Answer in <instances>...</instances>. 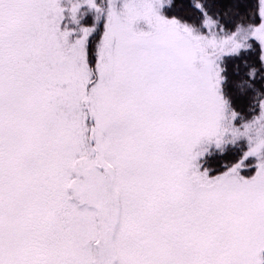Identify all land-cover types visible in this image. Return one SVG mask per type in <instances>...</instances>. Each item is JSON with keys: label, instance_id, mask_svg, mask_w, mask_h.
I'll return each mask as SVG.
<instances>
[{"label": "snow or ice", "instance_id": "obj_1", "mask_svg": "<svg viewBox=\"0 0 264 264\" xmlns=\"http://www.w3.org/2000/svg\"><path fill=\"white\" fill-rule=\"evenodd\" d=\"M174 6L0 0V264H264V0Z\"/></svg>", "mask_w": 264, "mask_h": 264}, {"label": "trees", "instance_id": "obj_2", "mask_svg": "<svg viewBox=\"0 0 264 264\" xmlns=\"http://www.w3.org/2000/svg\"><path fill=\"white\" fill-rule=\"evenodd\" d=\"M191 0H175V6L172 9L171 14H177L181 16L191 17L192 19H196L198 14H193L192 10L190 9ZM222 23H226V21L222 20ZM227 70L230 80L237 79L235 73L237 70L240 71L241 75L243 74L244 64L243 58L241 59H231L227 62ZM238 66V69H237ZM259 87V85H257ZM233 94V101L235 107L238 111L241 112L242 115H247L250 111V99L249 96H242L235 92L234 89L231 90ZM250 95V94H249ZM229 147V146H228ZM237 148L231 146L228 151L224 153H213L208 158V166L212 169L216 170L217 172L224 170L226 166L231 165L232 161H236L238 159V154L236 153Z\"/></svg>", "mask_w": 264, "mask_h": 264}, {"label": "rangeland", "instance_id": "obj_3", "mask_svg": "<svg viewBox=\"0 0 264 264\" xmlns=\"http://www.w3.org/2000/svg\"><path fill=\"white\" fill-rule=\"evenodd\" d=\"M230 147L231 146H229L228 148H227V150L226 151H228L229 149H230ZM236 153L238 154V156H239V154H240V150H239V148H237V151H236ZM232 162H235V161H232ZM211 168V167H210Z\"/></svg>", "mask_w": 264, "mask_h": 264}]
</instances>
